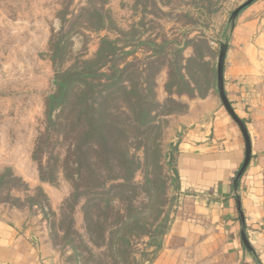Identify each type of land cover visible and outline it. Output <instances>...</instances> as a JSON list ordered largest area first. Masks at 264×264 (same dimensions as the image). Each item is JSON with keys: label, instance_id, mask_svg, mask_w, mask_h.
<instances>
[{"label": "rangeland", "instance_id": "rangeland-1", "mask_svg": "<svg viewBox=\"0 0 264 264\" xmlns=\"http://www.w3.org/2000/svg\"><path fill=\"white\" fill-rule=\"evenodd\" d=\"M247 1L0 0V175H5L0 186V214L14 215L44 238V264L152 262L162 242L156 228L163 221L169 227L181 198L174 172L179 131L196 123L201 111V97L190 93L208 89V95L219 97L221 46L228 45L231 38L237 20H232L233 13ZM86 8L102 10L105 31L97 32L92 20L81 17ZM66 18L70 22L65 24L62 19ZM62 30L68 41L62 68L71 67L77 59L94 58L102 38H119V49L132 55L119 65L133 63L136 69L131 72L144 70V79L156 82L157 102L171 110L156 117L146 153L132 147L143 163L133 177L135 189H109L120 216L109 220L104 240L96 237L94 242L85 221L94 196L82 191L76 197L63 175L55 184L42 183L34 160L36 141L46 129V99L59 70L51 62L50 43ZM194 49L197 60H204L206 67L187 65L195 56ZM170 67L175 69L171 80ZM182 67L188 70L182 71L186 83L179 79ZM187 75L199 79V87L192 86ZM260 90L261 104L244 120L263 177L260 223L247 217L244 224L256 257L244 247L250 264H264V80ZM119 183L124 182H115ZM36 200L45 208L33 205ZM99 204L105 207L104 200Z\"/></svg>", "mask_w": 264, "mask_h": 264}, {"label": "crops", "instance_id": "crops-1", "mask_svg": "<svg viewBox=\"0 0 264 264\" xmlns=\"http://www.w3.org/2000/svg\"><path fill=\"white\" fill-rule=\"evenodd\" d=\"M263 80L264 0H259L238 16L226 55V97L243 122L261 104ZM199 99L198 121L180 128L176 143L181 198L150 264H250L242 232L245 218L260 223L262 169L252 151L237 181L246 157L244 135L220 97ZM44 243L27 223L0 214V264H44Z\"/></svg>", "mask_w": 264, "mask_h": 264}, {"label": "trees", "instance_id": "trees-1", "mask_svg": "<svg viewBox=\"0 0 264 264\" xmlns=\"http://www.w3.org/2000/svg\"><path fill=\"white\" fill-rule=\"evenodd\" d=\"M101 11L99 8L81 11V17L92 20L91 24L97 32L107 28ZM62 22L66 24L70 21L66 18ZM63 31L50 43L51 62L59 70L54 89L46 99V129L36 141L34 160L38 164L42 183L55 184L63 175L72 184L76 197L82 191L94 196L85 212L87 231L94 242L96 237L104 240L107 223L120 216L112 205L114 198L109 197V189H135L133 177L143 163L132 153V147L135 146L136 151L143 149L146 153L150 134L156 129V117L160 116V112L167 114L171 110L157 102L153 90L156 82L152 78L144 79V70L131 72L136 69L133 63L119 65L121 60L132 57L129 52L119 49V38H102L94 58L77 59L71 67L62 68L68 43L67 33L63 34ZM224 46L228 47L222 45L221 49ZM196 52L194 49V58L185 60L187 65L194 63L200 68L206 67L204 60H197ZM184 68L178 73L181 83H186L182 71L188 70ZM169 69L171 80L175 69ZM187 77H191L192 86L199 87V79L192 75ZM208 93L207 89L200 94L193 91L190 95L205 98ZM170 103L175 104L174 101ZM58 149L64 150V153L58 152ZM45 155L48 156L46 162ZM174 172L178 179L176 168ZM4 180L5 175L1 174L0 186ZM119 181L124 183L115 184ZM38 193L46 201L42 190ZM101 200H104L105 207L99 204ZM36 203L42 206L38 200L33 205ZM156 231L163 239L168 232L166 221L159 223Z\"/></svg>", "mask_w": 264, "mask_h": 264}, {"label": "water", "instance_id": "water-1", "mask_svg": "<svg viewBox=\"0 0 264 264\" xmlns=\"http://www.w3.org/2000/svg\"><path fill=\"white\" fill-rule=\"evenodd\" d=\"M257 1H259V0H249L244 5L239 7L233 13L232 20L235 21L242 11L249 8L250 6H252ZM227 51H228V47L224 46V47H222L220 55H219L218 69H217V89H218V95L220 97L222 105L224 106V108L226 109L227 113L230 115L232 120L238 125V127L242 131L244 138H245L246 157H245L244 164H243L242 168L240 169V171L238 173V177H237V181H240V179L245 174V172H246V170L250 164V161L252 159V143H251V139H250V136H249V133H248V130H247L245 123L237 117V115L235 114L234 110L232 109V107H231V105H230V103L226 97L224 74H225V64H226ZM241 220H242V224H244L243 216H241ZM242 240H243L245 247L248 249V251L252 255H255L254 249L251 247V245L247 239L245 229H243V232H242ZM258 264H260V263H258Z\"/></svg>", "mask_w": 264, "mask_h": 264}]
</instances>
